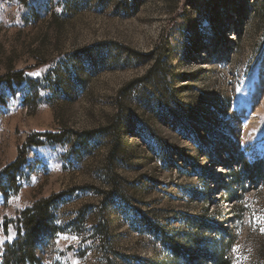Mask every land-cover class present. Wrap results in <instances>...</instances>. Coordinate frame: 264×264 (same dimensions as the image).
<instances>
[{"label": "rangeland", "instance_id": "374dc122", "mask_svg": "<svg viewBox=\"0 0 264 264\" xmlns=\"http://www.w3.org/2000/svg\"><path fill=\"white\" fill-rule=\"evenodd\" d=\"M18 73L0 175L37 144L0 193V264L5 221L56 195L43 264L162 263L197 231L194 264H264V0H0Z\"/></svg>", "mask_w": 264, "mask_h": 264}, {"label": "trees", "instance_id": "16d2710c", "mask_svg": "<svg viewBox=\"0 0 264 264\" xmlns=\"http://www.w3.org/2000/svg\"><path fill=\"white\" fill-rule=\"evenodd\" d=\"M157 61H155V65ZM21 79L22 73L15 75L7 74L0 78V86L3 83H10L12 78ZM22 80V79H21ZM36 135L28 137L21 149V155L17 162L6 167L0 175V193L7 196L10 190L18 191L17 178L20 174V167L25 164V153L29 146L35 145ZM44 137L57 138L52 134H41ZM241 167L251 172L248 164H241ZM258 177H263L262 168L254 169ZM115 184V183H114ZM117 188V187H116ZM113 195H117V192ZM61 195L43 198L33 206L18 213L14 219L5 221L4 229L6 234L12 228L14 238L3 245L2 264H43V246L45 242L60 232L57 224L56 207ZM122 197L121 194H119ZM165 244L169 245L171 258L162 263L148 262L147 264H194L196 247L202 243L199 239V231L189 234L186 241H179L174 237H164ZM184 242V243H183ZM109 264H112L111 262ZM210 264H232L230 260L222 257L210 261Z\"/></svg>", "mask_w": 264, "mask_h": 264}, {"label": "snow or ice", "instance_id": "6c2138e0", "mask_svg": "<svg viewBox=\"0 0 264 264\" xmlns=\"http://www.w3.org/2000/svg\"><path fill=\"white\" fill-rule=\"evenodd\" d=\"M257 222H260V223H264V217H258L256 218ZM261 231L264 232V228H261ZM236 251H238V249H235Z\"/></svg>", "mask_w": 264, "mask_h": 264}]
</instances>
